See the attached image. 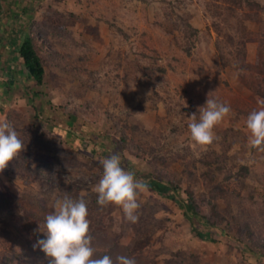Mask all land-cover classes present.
Wrapping results in <instances>:
<instances>
[{"label": "rangeland", "instance_id": "1", "mask_svg": "<svg viewBox=\"0 0 264 264\" xmlns=\"http://www.w3.org/2000/svg\"><path fill=\"white\" fill-rule=\"evenodd\" d=\"M26 2L0 0V56L13 28L31 31L44 97L31 101L23 71L0 85V119L25 144L0 172V254L50 264L19 215L45 217L67 194L84 196L90 219L109 151L100 142L121 137L125 169L172 181L183 200L191 192L217 241L195 235L181 208L148 188L137 223L120 206H101L105 234L95 230V245L109 237L118 245L113 260L136 264H259L264 152L249 147L246 119L264 99V0H38L25 14ZM5 76L0 69V83ZM208 97L232 111L215 126L217 139L201 146L188 123ZM70 126L74 141L62 132Z\"/></svg>", "mask_w": 264, "mask_h": 264}, {"label": "clouds", "instance_id": "2", "mask_svg": "<svg viewBox=\"0 0 264 264\" xmlns=\"http://www.w3.org/2000/svg\"><path fill=\"white\" fill-rule=\"evenodd\" d=\"M260 107L249 113L246 127L250 131L249 147L264 152V99L258 101ZM231 107L215 98L207 99L199 107L197 116H190L188 128L191 139L198 145H211L216 139L214 128L231 113ZM25 144L14 125L0 119V172L24 150ZM103 173L94 191L97 193V204L107 207L110 204L120 206L125 219L131 223L139 220L141 208L139 196L148 190V184L137 179L133 172L122 167L121 157L113 153L100 160ZM54 211L44 218L39 231L44 232L46 239H39L37 245L49 257L50 264H136L134 257L118 255L113 260L109 255L94 258L92 246L88 202L84 196L73 198L64 195L56 199Z\"/></svg>", "mask_w": 264, "mask_h": 264}, {"label": "trees", "instance_id": "3", "mask_svg": "<svg viewBox=\"0 0 264 264\" xmlns=\"http://www.w3.org/2000/svg\"><path fill=\"white\" fill-rule=\"evenodd\" d=\"M38 3V0H27L26 4L21 8V10L26 14L28 11L32 12L35 8L36 4ZM3 46L6 49V53L4 52L3 55L0 56V69L1 72L5 73L6 80H3L0 85H3L4 87H9L10 84L13 83V80L15 78V74H20L22 71L27 75V77L31 80L32 84H28L25 86L26 92L31 96V101L36 102L38 98L44 97V93L40 90H38V87H40L43 84L44 81V74H45V68L42 61L41 54L39 53V47L36 42V39L34 38L31 31H26L22 27L21 28H13L8 34L7 39L4 41ZM4 78V79H5ZM5 92V91H4ZM33 102V105H34ZM63 133L67 136V139L69 141H72L74 138H72L73 130L70 127L63 128ZM71 136V137H70ZM112 140L110 142L111 145H107L106 142L103 140L100 142V145L104 149H108L109 151L106 153V157H109L113 153H118L121 157L122 167L124 168H130V161L123 156V138H117L114 139L110 137ZM74 141V140H73ZM106 151V150H105ZM135 174V177L137 179H141L140 174L138 175L137 172H133ZM143 177L146 178L145 180L148 184V188L155 191L162 197H166L172 201H174L182 210L184 216L189 220V222L192 224V230L195 232V235H197L202 240H208L211 242L217 241L216 238V232L213 229V223L204 224L202 225L203 215L199 213V211L196 208V204L193 200L192 193L187 191V199L183 200L180 198V190L179 188L173 184L172 181H163L159 176L152 175L149 173H142ZM14 206L16 207L17 211L22 210V207H20V202L15 201ZM35 209V208H33ZM37 210V209H36ZM24 211V210H22ZM41 212L45 211V207L41 208ZM103 208L98 205L94 204L93 209L91 210V218L90 220V234L92 236V246L95 248L94 256H98V258L102 257L103 255H109L113 258L114 251L117 250L118 245L116 242L111 239L112 244H109L108 239L105 240L103 243L101 241V246L95 245L96 235L94 234L95 230L98 232V230L102 231V235L105 234L104 230H101V227L106 226L101 224L103 222L102 215H103ZM23 215L26 214V212L22 213ZM19 215L18 221L20 220L22 223V227L26 231L27 235H29L30 245L38 250L39 252V246L37 245V241L39 239H44V232L39 231L40 224H43L45 217H39L38 219H35V215L33 214V219L27 220L25 219V216ZM27 215V214H26ZM46 216V215H45ZM16 220H11V223L14 224ZM200 226H202V229H199ZM16 227V225H15ZM33 231V236H31L30 231ZM98 239V238H97ZM115 242V243H114ZM97 243V241H96ZM134 244V243H133ZM32 249V250H34ZM35 251V250H34ZM261 253V259L258 261L259 264H264V251H259ZM41 255V254H40ZM15 256L8 255V254H0V264H19V261H22V257L19 259L14 258ZM43 260V258H42ZM38 264H44L41 261H39Z\"/></svg>", "mask_w": 264, "mask_h": 264}]
</instances>
